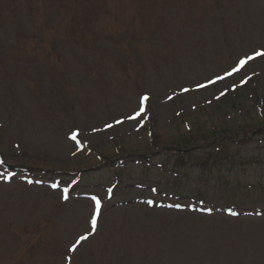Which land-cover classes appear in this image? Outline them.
<instances>
[{"label":"rangeland","instance_id":"rangeland-1","mask_svg":"<svg viewBox=\"0 0 264 264\" xmlns=\"http://www.w3.org/2000/svg\"><path fill=\"white\" fill-rule=\"evenodd\" d=\"M260 52L264 0H0V264H264Z\"/></svg>","mask_w":264,"mask_h":264},{"label":"snow or ice","instance_id":"snow-or-ice-1","mask_svg":"<svg viewBox=\"0 0 264 264\" xmlns=\"http://www.w3.org/2000/svg\"><path fill=\"white\" fill-rule=\"evenodd\" d=\"M256 55H258V56H260V55H264V52L256 53ZM252 58H253V57H248L247 59H252ZM244 63H246V60L240 62L241 66H242ZM237 70H238V69H234V71H237ZM218 79H220V78L218 77ZM144 99L147 100V97H144ZM138 115H139V114H138ZM93 199H96V198L94 197ZM96 203H97V205H99L100 202H99L98 199H96ZM95 223H96L95 220H93V221H92L93 228L95 227ZM80 239L83 240V239H86V237H81ZM73 250H75V245H73Z\"/></svg>","mask_w":264,"mask_h":264}]
</instances>
